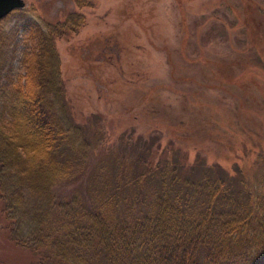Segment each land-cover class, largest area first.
Wrapping results in <instances>:
<instances>
[{"label": "rangeland", "instance_id": "374dc122", "mask_svg": "<svg viewBox=\"0 0 264 264\" xmlns=\"http://www.w3.org/2000/svg\"><path fill=\"white\" fill-rule=\"evenodd\" d=\"M23 2L0 22V87L25 76L31 26L86 19L56 44L58 110L84 153L50 188L54 201L91 205L108 191L121 204L141 173L170 190L205 179L240 196L264 188V0ZM4 206L0 197V264H34Z\"/></svg>", "mask_w": 264, "mask_h": 264}, {"label": "trees", "instance_id": "16d2710c", "mask_svg": "<svg viewBox=\"0 0 264 264\" xmlns=\"http://www.w3.org/2000/svg\"><path fill=\"white\" fill-rule=\"evenodd\" d=\"M73 4L93 8V0ZM85 24L77 11L31 26L24 39L31 49L20 62L25 76L0 87V197L15 220L12 240L36 255L34 264H264L261 182L259 191L240 196L209 179L192 188H156L141 173L136 198L121 204L108 191L91 205L72 196L54 201L50 188L84 153L58 110L56 44Z\"/></svg>", "mask_w": 264, "mask_h": 264}, {"label": "water", "instance_id": "95a60500", "mask_svg": "<svg viewBox=\"0 0 264 264\" xmlns=\"http://www.w3.org/2000/svg\"><path fill=\"white\" fill-rule=\"evenodd\" d=\"M25 7L23 0H0V21L6 16Z\"/></svg>", "mask_w": 264, "mask_h": 264}]
</instances>
